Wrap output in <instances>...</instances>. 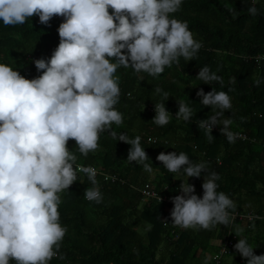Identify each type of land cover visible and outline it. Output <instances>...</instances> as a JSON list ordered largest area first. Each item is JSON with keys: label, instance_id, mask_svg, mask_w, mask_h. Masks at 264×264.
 I'll return each mask as SVG.
<instances>
[{"label": "clouds", "instance_id": "9594fccd", "mask_svg": "<svg viewBox=\"0 0 264 264\" xmlns=\"http://www.w3.org/2000/svg\"><path fill=\"white\" fill-rule=\"evenodd\" d=\"M181 5L182 0H0L4 26L24 25L37 16L40 24L50 27L54 17L62 18L57 28L59 43L50 57L32 61L38 75L29 79L0 63V264H48L53 257L64 259L59 249L67 227L60 223L59 194L78 180V172L92 185L84 190V198L97 204L103 201L97 170L76 164L77 156L67 147L69 140L75 141L86 158L97 151L100 134L107 132L112 139L130 145L129 163L153 172L142 137L129 138L112 130L113 124L123 123V114L115 107L121 94L115 73L118 68H132L159 78L165 68L179 66L181 58H196L202 42L194 39L187 21L172 15ZM225 7L238 14L231 4ZM247 11L259 15L255 6ZM217 72L205 65L196 79L223 85ZM261 83L264 79L254 81L257 87ZM155 93L163 100L154 105L152 122L163 127L172 118L164 104L170 95L159 87ZM196 95L204 107L215 109L214 115L196 124L209 143L214 140L213 127H219L230 144L242 138L240 132L231 130L230 116H224L233 107L227 92L201 89ZM176 103L175 118L190 122L193 109L184 101ZM156 160L168 172L187 178L180 180V195L170 198L173 226L210 231L235 221L236 204L217 191L216 181L221 177L209 171L207 161L195 162L176 151L160 152ZM202 173L203 195L198 197L188 178H200ZM243 231L236 232L241 238L233 246L235 251L247 264H264V254H254L256 245L248 242ZM210 259L218 260L219 254L209 255L204 264Z\"/></svg>", "mask_w": 264, "mask_h": 264}, {"label": "trees", "instance_id": "16d2710c", "mask_svg": "<svg viewBox=\"0 0 264 264\" xmlns=\"http://www.w3.org/2000/svg\"><path fill=\"white\" fill-rule=\"evenodd\" d=\"M226 4H231L238 14L230 13ZM250 6H255L259 15H250ZM172 15L187 21L194 39L202 42L196 58H181L179 66L165 68L159 78L136 73L132 68H118L115 73L121 90L115 107L123 114V123L113 124L112 130L129 138L142 137V147L156 175L150 178L142 165L129 163L126 159L130 145L112 139L107 132L100 134L97 151L86 158L79 153L75 141L69 140L67 147L77 156V165L95 166L101 173L116 175L118 180L104 181L102 174L96 177L103 196L100 204L84 198V190L92 185L82 172L77 173L78 180L69 189L59 194L60 223L67 227L59 249L64 259L53 257L48 264H204L205 255L218 251L215 239L222 240L229 231L236 241L241 238L235 228L244 221L246 225H240L242 235L256 245L255 255L264 254V83L259 87L254 84L256 79H264V0H182L180 10ZM60 22L62 18L54 17L47 27L38 22L37 16L17 26H4L0 21V63L29 79L38 75L32 61L50 57L59 43ZM205 65L214 72L219 69L217 75L222 77L223 85L196 79ZM233 77L234 83L230 82ZM157 87L170 95L164 104L172 118L163 127L152 122L154 105L163 100L155 93ZM214 88L231 97L233 107L224 116L233 120V132L245 136L234 144L221 135L219 127L212 129L214 140L209 143L204 130L196 125L215 114V109L200 104L201 97L196 93ZM176 101H184L193 109L190 122L175 118ZM173 151L184 152L195 162L207 161L209 171L221 177L216 181L217 191L234 201L233 211L240 217L228 227L185 230L173 226L170 207L155 201L143 202L140 188L145 183L173 195L176 189L179 191L181 181L187 179L168 172L156 160L160 152ZM203 176L204 173L200 178H188L198 197L203 195ZM164 186L168 188L163 191ZM245 214L252 217L242 216ZM221 261L247 264L234 247ZM208 264L214 261L210 259Z\"/></svg>", "mask_w": 264, "mask_h": 264}, {"label": "built area", "instance_id": "2783aa9c", "mask_svg": "<svg viewBox=\"0 0 264 264\" xmlns=\"http://www.w3.org/2000/svg\"><path fill=\"white\" fill-rule=\"evenodd\" d=\"M214 129V127H213ZM243 138H245V136L243 135L242 136ZM80 165V164H78ZM92 166V165H91ZM94 167L96 170H97V176L102 174V179L104 181H111V182H114L116 180H118V178L116 177V175H112V174H108V173H101L100 169L96 168L95 166H92ZM99 187V186H98ZM168 186H164L163 187V191L164 190H167ZM140 192H141V195H142V199L149 203L151 201H155V202H159V203H164L166 206L170 207L171 209L173 208V204L171 203V197H174L176 195H180V192L177 191L176 189V192L175 194L171 195V194H167V193H161L160 191H158L155 187L154 184L152 183H145L143 185L142 188H140ZM157 194V195H156ZM160 197V200L159 198ZM232 214L236 217H240V215L238 216L237 212L236 211H232ZM242 216H247L248 219H250L252 216L250 214H245V215H242ZM237 241L235 240V236L234 235H230V236H225L221 243L219 244V248H218V251L217 253H215L213 255V257H215L217 254H219V259H212L214 261V264H228L227 263H223V261H221V258L222 257H225L231 250V248L234 246V244L236 243ZM223 248H225L227 251H223Z\"/></svg>", "mask_w": 264, "mask_h": 264}, {"label": "crops", "instance_id": "0c3cea01", "mask_svg": "<svg viewBox=\"0 0 264 264\" xmlns=\"http://www.w3.org/2000/svg\"><path fill=\"white\" fill-rule=\"evenodd\" d=\"M240 225H244V224H243V223H242V224L240 223L235 229L237 230L238 227H240ZM245 225H246V224H245ZM240 228H241V227H240ZM230 235L232 236V235H234V234H232V233L229 231L226 235H224V237H225V236H230ZM234 236H235V235H234ZM224 237H223V238H224ZM223 238H222V239H223ZM221 241H222L221 239H215V240L213 241V243H214V244H218V248H219V244L221 243ZM213 255H214V254H213ZM213 255H212V256H213Z\"/></svg>", "mask_w": 264, "mask_h": 264}, {"label": "rangeland", "instance_id": "374dc122", "mask_svg": "<svg viewBox=\"0 0 264 264\" xmlns=\"http://www.w3.org/2000/svg\"><path fill=\"white\" fill-rule=\"evenodd\" d=\"M155 175H156V173H155V171L153 170V172L150 173V176H151L150 178H154ZM142 201L145 202L143 199H142ZM245 223H246V222L244 221L243 224L245 225ZM239 228H240V227H238V229H239ZM238 229H237V230H238ZM208 256H209V254H208V255H205V257H204V261H205L206 257H208ZM227 258H228V257H227ZM228 259H229V258H228ZM209 262H210V260H208V263H209Z\"/></svg>", "mask_w": 264, "mask_h": 264}]
</instances>
